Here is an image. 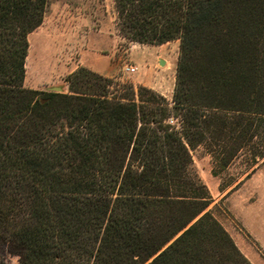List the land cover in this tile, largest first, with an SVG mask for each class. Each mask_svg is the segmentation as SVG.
Wrapping results in <instances>:
<instances>
[{
	"label": "trees",
	"instance_id": "obj_1",
	"mask_svg": "<svg viewBox=\"0 0 264 264\" xmlns=\"http://www.w3.org/2000/svg\"><path fill=\"white\" fill-rule=\"evenodd\" d=\"M46 2L0 0V250L18 264H250L206 211L190 153L224 169L262 126L264 0H113L127 42L179 41L170 102L113 94L84 68L67 93L26 89Z\"/></svg>",
	"mask_w": 264,
	"mask_h": 264
},
{
	"label": "rangeland",
	"instance_id": "obj_2",
	"mask_svg": "<svg viewBox=\"0 0 264 264\" xmlns=\"http://www.w3.org/2000/svg\"><path fill=\"white\" fill-rule=\"evenodd\" d=\"M27 41V55L37 58L39 71L26 74L24 66L26 89L67 93V78L84 68L112 81L108 89L113 94L121 91L119 85H131L171 101L179 41L160 46L127 42L117 30L113 0H47L43 21ZM126 67L135 71L125 72ZM258 131L224 169L214 164L204 146L190 153L194 171L211 197L206 211L250 264H264V121ZM0 256L5 264H18L5 250Z\"/></svg>",
	"mask_w": 264,
	"mask_h": 264
},
{
	"label": "built area",
	"instance_id": "obj_3",
	"mask_svg": "<svg viewBox=\"0 0 264 264\" xmlns=\"http://www.w3.org/2000/svg\"><path fill=\"white\" fill-rule=\"evenodd\" d=\"M135 71V68L132 67H126L125 72L133 73Z\"/></svg>",
	"mask_w": 264,
	"mask_h": 264
},
{
	"label": "water",
	"instance_id": "obj_4",
	"mask_svg": "<svg viewBox=\"0 0 264 264\" xmlns=\"http://www.w3.org/2000/svg\"><path fill=\"white\" fill-rule=\"evenodd\" d=\"M163 61H160V65H163ZM56 93H59V90H56Z\"/></svg>",
	"mask_w": 264,
	"mask_h": 264
}]
</instances>
